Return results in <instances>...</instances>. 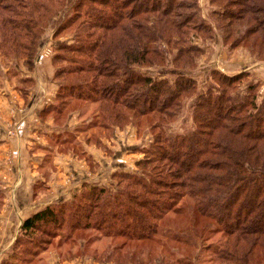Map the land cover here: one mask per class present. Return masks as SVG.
I'll list each match as a JSON object with an SVG mask.
<instances>
[{"label": "trees", "instance_id": "16d2710c", "mask_svg": "<svg viewBox=\"0 0 264 264\" xmlns=\"http://www.w3.org/2000/svg\"><path fill=\"white\" fill-rule=\"evenodd\" d=\"M67 1L0 0V58L23 60L31 70L44 27L59 9L68 8L53 37L73 28L76 47L59 44L58 50L88 63L55 56L56 65L68 64L58 65L56 77L63 84L56 100L65 92L64 102L98 103L106 130L147 121L154 140L136 162L140 174H114L115 190L85 187L69 216L64 203L26 219L2 264H38L49 242L37 243V249L17 248L35 232L50 240L53 231L66 230V220L69 234L97 230L125 244L173 242L179 247L169 258L124 253L117 264L122 258L129 262L121 264H149L153 258L164 264H264V98L258 100L252 83L239 93L249 75L212 71L214 85L191 107L194 127L184 134L167 133L183 101L196 93V82L186 72L204 53V40L212 38V28L199 19V0H70L69 7ZM208 1L223 40L235 47L253 38L264 62V0ZM170 55L175 70L170 78L134 70L164 67ZM57 108L46 107L42 116L54 112L59 121ZM186 211L194 217L188 226H166L165 219ZM219 234L220 241H209ZM117 251L108 252V261H115Z\"/></svg>", "mask_w": 264, "mask_h": 264}, {"label": "rangeland", "instance_id": "374dc122", "mask_svg": "<svg viewBox=\"0 0 264 264\" xmlns=\"http://www.w3.org/2000/svg\"><path fill=\"white\" fill-rule=\"evenodd\" d=\"M208 2L199 0V19L212 28V38L204 40V53L198 55L193 71L186 72L196 82L197 90L183 101L182 112L167 133L184 134L194 127L191 107L201 94L214 85L212 71L230 76L248 74V78L241 82L239 93L244 94L248 83H252L256 85L258 100L264 98V62L253 38L231 47L232 41L223 40L224 32L221 33L216 19L210 15L213 6ZM70 4L68 0L67 7ZM67 14L68 8L59 9V14L44 27L31 70L23 60L0 58V127L5 129L7 139L10 138L7 142L16 140L14 143L17 145L22 142L25 155L23 162L16 164L14 159L9 158L8 150L4 151L5 157L1 156L0 151V264L7 263L13 244L22 236L21 226L26 219L48 207L56 208L64 203L69 208V216L73 212L71 205L78 203L85 187L97 186L107 191L111 189L110 192L115 190L119 181L114 180V174H140L141 168L136 166V162L144 158V151L154 140L153 133L147 128V121L139 126L130 123L123 127L111 126L106 130L100 124L102 117L98 103L64 102L65 92L56 100L62 83L56 77V71L59 66L67 68L68 64L60 61L59 66L56 65L55 56L80 59L81 65L88 63L86 58L58 50L59 44L66 45L65 48H75L77 45L73 28L53 37L55 29ZM171 59L172 55L164 67H135L134 70L154 79L170 78L175 71ZM81 78L91 79L90 76ZM27 79L32 81L30 86L22 83ZM54 104L57 110L61 108L59 121H55L54 112L46 116L41 113ZM20 127L25 129L18 136ZM28 165L30 172L24 174L22 182L20 175ZM193 220L192 213L186 211L180 216H169L165 224L180 230ZM67 222L64 224L66 230L57 235H52L55 234L53 231L50 240L40 232L28 236L30 239L25 238L17 251L28 245L37 249V243L45 241L43 245L49 243L42 250L43 255L41 260H37L38 264H117L121 254L128 252L144 259L148 254L155 253H163L169 258L179 249L173 242L125 244L123 239L107 238L97 230H77L69 234ZM57 228L50 227L52 230ZM220 240L219 234L212 236L209 241ZM39 248L42 249L41 246ZM116 248L115 261H108V252ZM152 260L149 264H164L160 259ZM126 261L122 258L120 264Z\"/></svg>", "mask_w": 264, "mask_h": 264}, {"label": "crops", "instance_id": "0c3cea01", "mask_svg": "<svg viewBox=\"0 0 264 264\" xmlns=\"http://www.w3.org/2000/svg\"><path fill=\"white\" fill-rule=\"evenodd\" d=\"M0 118H2L0 116ZM0 151L2 150V154L1 156L5 157L4 156V151L8 150L9 152V158L11 159H14L16 164L17 163H20V162H23L24 158H25V155L24 153L22 152L23 150V145H22V142H18V145L17 143H14L16 140L14 141H9L7 142L9 139H7V134H6V131L3 127H0ZM3 128V129H2ZM22 129H25L24 127H20L18 132H17V135L18 136H21L23 134V130ZM6 134V135H5ZM16 134V133H15ZM7 139V140H6ZM26 170V171H25ZM28 172H30L29 170V165H28V168L27 169H24L23 170V173L20 175L22 177V182H23V177H24V174H28ZM81 179V178H80ZM79 179V180H80ZM78 180V181H79ZM75 181V180H74ZM77 181V182H78Z\"/></svg>", "mask_w": 264, "mask_h": 264}]
</instances>
